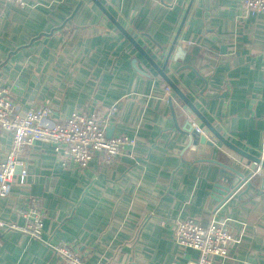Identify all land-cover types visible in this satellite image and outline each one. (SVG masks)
<instances>
[{"label": "crops", "instance_id": "obj_1", "mask_svg": "<svg viewBox=\"0 0 264 264\" xmlns=\"http://www.w3.org/2000/svg\"><path fill=\"white\" fill-rule=\"evenodd\" d=\"M24 1L0 2V86L19 114L47 106L56 123L115 105L111 137L135 145L109 164L96 153L80 170L62 168L51 144L35 142L25 177L18 169L0 199V221L22 225L15 208L35 200L45 243L0 229V264H58L50 246L62 242L87 264H191L198 253L172 238L186 218L216 220L239 238L224 264H264V169L254 188L217 200L209 160L247 174L246 160L221 143L210 155L190 145L189 115L140 53L158 68L168 57V80L226 141L264 162V15L245 14L241 0H98L139 50L91 0ZM10 145L0 132V162Z\"/></svg>", "mask_w": 264, "mask_h": 264}, {"label": "built area", "instance_id": "obj_2", "mask_svg": "<svg viewBox=\"0 0 264 264\" xmlns=\"http://www.w3.org/2000/svg\"><path fill=\"white\" fill-rule=\"evenodd\" d=\"M4 1L18 7L26 5L24 0ZM241 6L243 12L249 16L264 15V0H241ZM2 18L3 12L0 8V20ZM261 60L264 64V47ZM165 90L170 91L167 86ZM50 114V108L39 106L20 115L9 88L0 86V132L11 136V145L5 160L0 162V199L10 193L18 169L21 170L20 179L25 177L26 171L22 169L24 155L35 142L51 144L62 168L80 170L88 167L96 153L100 154L104 164H109L126 148L135 145V140L125 134L106 137V129L116 118L115 105L101 112H73L62 122L56 123L49 121ZM192 126L197 133L202 134L195 123H192ZM255 174H262L260 166H257ZM15 214L22 218L23 224L0 221V229L17 231L45 243L43 215L38 202L29 200L24 208H15ZM172 238L181 250H193L198 253L197 259L191 264H224L230 246L239 242V238L223 223L211 220L207 225H203L197 218L177 221L172 228ZM50 249L58 264H87L69 243L62 242L50 246Z\"/></svg>", "mask_w": 264, "mask_h": 264}, {"label": "water", "instance_id": "obj_3", "mask_svg": "<svg viewBox=\"0 0 264 264\" xmlns=\"http://www.w3.org/2000/svg\"><path fill=\"white\" fill-rule=\"evenodd\" d=\"M100 10H102L105 15L111 20V22L126 36V38L133 44L136 48L140 50V47L138 44H136L133 39L128 36L127 33L124 32V30L118 25L112 17L106 12L104 7L100 4L98 0H91ZM80 7V3L76 6V8L73 11V14L71 17H73L74 13L77 11V9ZM190 7V6H189ZM189 9V8H188ZM188 11V10H187ZM187 11L185 13V16L187 14ZM185 19V18H184ZM183 19V21H184ZM176 41V39H175ZM175 41L173 42L175 44ZM172 50V48H170ZM140 53L144 56V58L153 66V68L156 70V72L161 76V78L168 84L169 89L173 90V92L177 95V98L181 102L182 107V113L183 111L187 113L189 116L186 118V131L185 134H187L190 138V145L193 146H200L205 147L209 151V155L212 154V151L214 150L215 146L218 143L223 144L226 148H229L232 150L235 154L241 156L243 159L247 162V167H249V172L247 174H243L239 170L233 168L231 165L217 162V161H211L213 164H215L218 167L215 179H214V185L212 188V194L217 198V200H223L228 199L231 197L240 187L243 185L246 186V188H254V183L256 182V176L254 173L256 172L257 166H260L264 169V162H262L259 158L254 157L252 155H249L245 153L244 151L240 150L236 146L232 145L228 141H226L218 132L202 117V115L199 113L197 108L193 105V103L184 95L182 92L165 76L163 73L165 64L168 60V57L166 58L164 62V66L162 68H158L157 65L154 64V62L148 58L145 53ZM185 118V117H184ZM196 120H199L202 122V124L207 129L208 133L205 134H199L197 133L192 126V123H195ZM196 124V123H195ZM111 130L112 128L106 129V137L111 138ZM193 136L195 139L193 140ZM199 148V147H198ZM210 159L209 157H207ZM260 190L264 191V179L261 180V186ZM258 194V192H257Z\"/></svg>", "mask_w": 264, "mask_h": 264}, {"label": "rangeland", "instance_id": "obj_4", "mask_svg": "<svg viewBox=\"0 0 264 264\" xmlns=\"http://www.w3.org/2000/svg\"><path fill=\"white\" fill-rule=\"evenodd\" d=\"M202 132V131H201ZM203 133V132H202ZM204 134V133H203ZM257 175H260V174H257Z\"/></svg>", "mask_w": 264, "mask_h": 264}]
</instances>
